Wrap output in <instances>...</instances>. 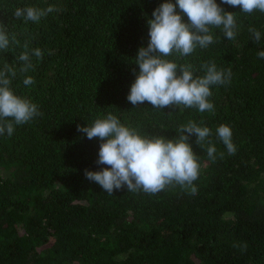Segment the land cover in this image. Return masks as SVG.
<instances>
[{"label": "trees", "instance_id": "16d2710c", "mask_svg": "<svg viewBox=\"0 0 264 264\" xmlns=\"http://www.w3.org/2000/svg\"><path fill=\"white\" fill-rule=\"evenodd\" d=\"M163 2L0 0V28L9 37L0 71L14 68V77L7 74L11 90L41 113L0 135V264H264V59L257 55L264 51V12L221 5L234 13V39L212 27L206 48L165 57L190 64L194 78L205 75V63L231 69L228 83L210 85L213 110L134 106L127 96L132 69L139 72L135 57L147 47V21ZM25 6L54 10L26 22L13 15ZM250 28L261 33L259 43ZM37 48L41 58L31 55ZM26 50L33 67L21 72ZM29 76L34 83L25 85ZM109 112L148 137L177 139L190 121L209 128L214 160L208 140H188L200 166L197 193L173 183L155 194L124 186L109 195L86 179L85 169L110 166L96 163L99 138L88 139L77 126ZM220 125L231 128L235 154L217 137Z\"/></svg>", "mask_w": 264, "mask_h": 264}, {"label": "clouds", "instance_id": "9594fccd", "mask_svg": "<svg viewBox=\"0 0 264 264\" xmlns=\"http://www.w3.org/2000/svg\"><path fill=\"white\" fill-rule=\"evenodd\" d=\"M221 5L239 6L244 13L254 10L264 12V0H164L152 12L148 19L149 41L147 47H140L134 64L139 67L137 73L132 69L135 80L131 84L128 101L138 106L145 101L154 108L163 109L170 105H184L196 107L200 112L213 110L214 106L208 98L212 95L210 85L229 82L231 69H217L215 63L202 65L205 75L196 76L190 64H180L169 61L165 57L173 52L181 56L191 54L197 46L206 48L214 42L210 31L212 27L220 28L227 39H234L237 23L233 12L225 11ZM188 17V23L182 22L181 14L176 7ZM54 9L49 6L46 10L36 7H17L13 15L26 22H38L41 17ZM253 40L260 42L261 33L250 28ZM9 37L0 28V49H7ZM27 44L25 49H27ZM37 58L42 57L40 49L31 52ZM264 59V51L257 53ZM24 64L21 72H27L33 67L30 54L26 50L19 56ZM16 75L14 68L5 65L0 71V135L7 132L11 136L14 123L24 124L35 116L41 115L36 104L29 99L18 96L10 88L11 79ZM25 85L34 83L32 77L24 79ZM11 117L12 120L5 118ZM77 131L86 135L88 139L99 138L98 165H109L100 171L85 169V178L98 183L109 195L114 189L126 186L128 191L143 190L155 194L162 191L166 185L178 184L189 191L191 195L197 193L193 184L199 176V164L188 140L195 134L199 145L210 137V129L200 127L194 122L182 125L181 135L177 139L165 137H148L140 135L135 129L121 124L119 119L109 112L106 116L96 118L91 126H77ZM217 137L226 146L228 153L235 154L236 146L232 141V130L227 125H220L216 129ZM207 155L214 160L215 146L208 140ZM246 250L247 244H233Z\"/></svg>", "mask_w": 264, "mask_h": 264}]
</instances>
